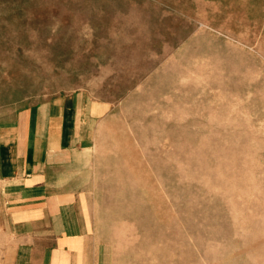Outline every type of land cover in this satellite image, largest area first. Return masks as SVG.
<instances>
[{
	"label": "rangeland",
	"instance_id": "rangeland-1",
	"mask_svg": "<svg viewBox=\"0 0 264 264\" xmlns=\"http://www.w3.org/2000/svg\"><path fill=\"white\" fill-rule=\"evenodd\" d=\"M75 90L97 264H264V0H0V116Z\"/></svg>",
	"mask_w": 264,
	"mask_h": 264
},
{
	"label": "crops",
	"instance_id": "crops-1",
	"mask_svg": "<svg viewBox=\"0 0 264 264\" xmlns=\"http://www.w3.org/2000/svg\"><path fill=\"white\" fill-rule=\"evenodd\" d=\"M108 105L75 90L0 116V264H97L74 185Z\"/></svg>",
	"mask_w": 264,
	"mask_h": 264
}]
</instances>
